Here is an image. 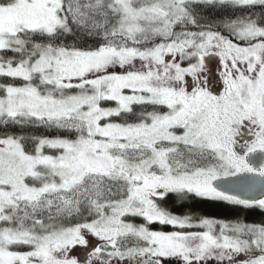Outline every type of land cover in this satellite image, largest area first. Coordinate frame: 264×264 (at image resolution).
Masks as SVG:
<instances>
[{
  "label": "snow or ice",
  "instance_id": "6c2138e0",
  "mask_svg": "<svg viewBox=\"0 0 264 264\" xmlns=\"http://www.w3.org/2000/svg\"><path fill=\"white\" fill-rule=\"evenodd\" d=\"M0 264H264V0H0Z\"/></svg>",
  "mask_w": 264,
  "mask_h": 264
},
{
  "label": "trees",
  "instance_id": "16d2710c",
  "mask_svg": "<svg viewBox=\"0 0 264 264\" xmlns=\"http://www.w3.org/2000/svg\"><path fill=\"white\" fill-rule=\"evenodd\" d=\"M176 211H180L181 209H174ZM211 215H225V213H222V212H212V213H209ZM257 217H249V219H256Z\"/></svg>",
  "mask_w": 264,
  "mask_h": 264
}]
</instances>
